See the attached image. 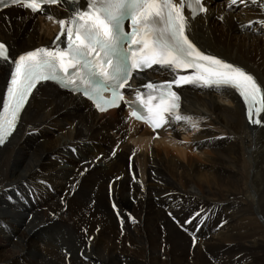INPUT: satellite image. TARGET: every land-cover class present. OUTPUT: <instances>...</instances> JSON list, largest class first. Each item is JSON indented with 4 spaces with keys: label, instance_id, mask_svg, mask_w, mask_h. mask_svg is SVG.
<instances>
[{
    "label": "bare ground",
    "instance_id": "obj_1",
    "mask_svg": "<svg viewBox=\"0 0 264 264\" xmlns=\"http://www.w3.org/2000/svg\"><path fill=\"white\" fill-rule=\"evenodd\" d=\"M204 3L190 39L264 87V27H243L264 20L261 10ZM57 30L20 6L0 11V42L13 57L50 47ZM7 76L0 68V100ZM174 90L199 131L174 121L150 132L119 108L97 114L40 84L0 147V264H264V127L244 121L232 92Z\"/></svg>",
    "mask_w": 264,
    "mask_h": 264
},
{
    "label": "snow or ice",
    "instance_id": "obj_2",
    "mask_svg": "<svg viewBox=\"0 0 264 264\" xmlns=\"http://www.w3.org/2000/svg\"><path fill=\"white\" fill-rule=\"evenodd\" d=\"M0 3L3 7L11 4L31 14H43L46 20L58 25L51 47H38L13 57L10 47L0 42V68L8 72L0 100V146L13 136L30 97L44 82H55L61 88L82 93L101 112L124 104L131 109L132 119L147 124L154 132L171 128L174 121L182 122L189 130L201 128L191 115L183 113V98L174 86L219 90L221 94L234 91L243 99L248 122L264 127V87L254 75L203 51L190 39L191 20L209 12L204 0H0ZM238 4L256 6L264 15V0H227L225 7L230 9ZM51 6L61 7L67 15L56 17ZM186 10L190 15L185 14ZM254 24L264 27V20L250 21L243 27L251 28ZM188 69L193 71L181 74ZM147 70L167 73L171 79L147 80ZM141 79L146 82L137 84ZM125 89L134 93L133 99L126 98ZM105 93L109 95L105 97ZM153 139L160 137L157 134ZM109 187L111 190L112 186ZM195 242L194 235L193 246Z\"/></svg>",
    "mask_w": 264,
    "mask_h": 264
},
{
    "label": "rangeland",
    "instance_id": "obj_3",
    "mask_svg": "<svg viewBox=\"0 0 264 264\" xmlns=\"http://www.w3.org/2000/svg\"><path fill=\"white\" fill-rule=\"evenodd\" d=\"M214 19H215V18H214ZM72 153H73V152H72ZM73 155H74V154H73ZM29 198H30V200H31V203H33V202H32V198H33V197L29 196ZM33 199H34V198H33ZM36 199H38V198H36ZM12 240H13V242H15V241L17 240V237L13 238ZM79 257H80V254H79Z\"/></svg>",
    "mask_w": 264,
    "mask_h": 264
}]
</instances>
